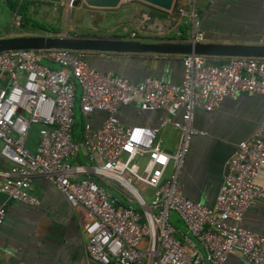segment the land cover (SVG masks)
<instances>
[{
  "label": "built area",
  "instance_id": "built-area-1",
  "mask_svg": "<svg viewBox=\"0 0 264 264\" xmlns=\"http://www.w3.org/2000/svg\"><path fill=\"white\" fill-rule=\"evenodd\" d=\"M176 13L188 27L185 42H205L194 0ZM13 17L18 29L20 17ZM128 39L139 38L129 32ZM255 44L264 46V33ZM83 55L54 49L0 52V161L7 164L0 169V194L38 207L30 183L42 177L72 209L83 211L84 251L98 264H223L230 253L247 264H264V236L239 226L249 207L264 203V186L256 182L264 168V117L250 138L236 144L213 207L185 198L177 183L190 139L204 135L192 125L194 111L211 112L236 95L264 97V59L225 58L216 65L184 55L180 83L165 84L96 71ZM76 94L82 119L77 136ZM130 104L139 112L162 111L165 118L157 127L123 126L117 113ZM93 112L104 113L97 129L89 123ZM32 126L39 128L29 152L24 144ZM165 126L175 131L171 149L160 140ZM79 154L88 168L70 163ZM171 213L184 231L173 226ZM4 216L0 204V226Z\"/></svg>",
  "mask_w": 264,
  "mask_h": 264
},
{
  "label": "crops",
  "instance_id": "crops-1",
  "mask_svg": "<svg viewBox=\"0 0 264 264\" xmlns=\"http://www.w3.org/2000/svg\"><path fill=\"white\" fill-rule=\"evenodd\" d=\"M190 0H176V7L167 18L157 22L168 35H177V26L183 17L177 8L188 9ZM194 9L200 20L205 42L221 44H254L264 33V0H194ZM114 14L128 15L130 24L115 33L135 32L139 39L151 36L152 24H146L147 12L139 3H119ZM144 31V32H140ZM165 34L163 36H165ZM165 36V37H166ZM102 37V36H97ZM105 37V36H103ZM113 36H106L110 38ZM169 41V40H162ZM176 41V40H173ZM84 61L94 70L110 72L139 83L152 78L165 84H179L182 77L180 56L154 54H110L84 52ZM104 117L93 112L89 117L92 129H97ZM264 117V97L236 95L224 98L219 106L205 112L196 109L192 125L204 135L193 136L177 176L180 193L187 199L211 208L222 182L227 161L233 155L238 142L251 137L253 130ZM165 118L162 111L139 112L135 104L119 109L117 119L123 126H159ZM164 148L175 143V131L165 126L160 133ZM70 163L88 168L90 164L79 154ZM7 164L0 161V169ZM94 179V178H93ZM98 180V179H97ZM256 182L264 186V168L256 176ZM30 193L39 201L38 207H30L7 201L0 194L5 216L0 226V264H98L84 251L81 233L84 214L72 209L64 198L42 177L34 176ZM171 222L177 230L179 219ZM239 226L246 231L264 236V203L256 201L242 215ZM223 264H247L237 253H230Z\"/></svg>",
  "mask_w": 264,
  "mask_h": 264
},
{
  "label": "water",
  "instance_id": "water-1",
  "mask_svg": "<svg viewBox=\"0 0 264 264\" xmlns=\"http://www.w3.org/2000/svg\"><path fill=\"white\" fill-rule=\"evenodd\" d=\"M58 3L60 0H40ZM79 1V0H75ZM131 1L145 7L144 23L152 24L167 18L176 7V0H83L86 7L115 10L119 3ZM141 33L144 31L139 30ZM123 33V31L121 32ZM69 50L110 54H154L166 56L199 55L209 59L251 58L264 59V46L257 44H221L162 41L154 36L131 40L126 37L61 36L37 34L0 38V52L9 50Z\"/></svg>",
  "mask_w": 264,
  "mask_h": 264
},
{
  "label": "rangeland",
  "instance_id": "rangeland-1",
  "mask_svg": "<svg viewBox=\"0 0 264 264\" xmlns=\"http://www.w3.org/2000/svg\"><path fill=\"white\" fill-rule=\"evenodd\" d=\"M36 2L30 4L26 10V14L23 21H20L18 29L14 27L13 12H11L8 6L0 0V38L37 35V34H49L56 32L54 35L61 36H115V33L120 29L130 24L128 21V15L114 14L109 9H96L86 7L83 0H60L58 3H40L38 0H30ZM21 23L25 25V29L19 30ZM152 34L158 40H166L164 37L167 35L164 33V29L157 24V21L153 22L151 26ZM48 31V32H44ZM165 34V36H163ZM46 65V64H45ZM47 66L53 67L48 64ZM78 94H76V102L74 107V114L79 120ZM38 126H32L26 137L24 147L32 152L36 144V135ZM79 130H75L74 134L77 136ZM165 141L163 143V146ZM113 195L120 200V193L116 190L113 191ZM175 217L174 213H171L170 219ZM179 226L183 227L179 221ZM184 231V227L182 230Z\"/></svg>",
  "mask_w": 264,
  "mask_h": 264
},
{
  "label": "trees",
  "instance_id": "trees-1",
  "mask_svg": "<svg viewBox=\"0 0 264 264\" xmlns=\"http://www.w3.org/2000/svg\"><path fill=\"white\" fill-rule=\"evenodd\" d=\"M38 2L45 3V4L49 3L47 1H40V0H38ZM35 3L36 2L30 1V0H7L5 2V5L8 6V8H9V10L11 12L16 13L17 15H19L20 21H23V20H25L24 17H25V14H26V10L28 9V6L30 4H35ZM25 28H26L25 25L23 23H21V26L19 27V30H21V29L22 30H26ZM26 31H29V30H26ZM187 31H188L187 25H185L184 23H180L177 26V32H178L177 35L172 34V35H168V36H166L164 38L166 40H169V41L176 40L178 42H185V39H186V36H187ZM44 32H48V31H44ZM51 34L54 35V34H56V32L53 31V32H51ZM86 36H88V35H86ZM90 37H94V36L91 35ZM118 37L124 38L125 37V33L119 34ZM209 60H210V62L212 64H216V65H219V64H221L223 62V59H209ZM43 64L48 65L49 63L43 62ZM74 119H75L74 131L77 130V129L80 130L81 124H82L81 116L79 115V120H77L76 116L74 117ZM93 180L96 183L101 184L96 178H94Z\"/></svg>",
  "mask_w": 264,
  "mask_h": 264
}]
</instances>
